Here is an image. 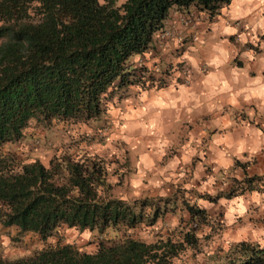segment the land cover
I'll use <instances>...</instances> for the list:
<instances>
[{"label": "trees", "instance_id": "16d2710c", "mask_svg": "<svg viewBox=\"0 0 264 264\" xmlns=\"http://www.w3.org/2000/svg\"><path fill=\"white\" fill-rule=\"evenodd\" d=\"M115 1L0 0V223L15 228V241L26 233L41 240L14 254L0 245V264H264L260 238L211 244L221 226L190 196L175 224L154 226L175 214L160 204L171 196L121 197L129 167L98 147L109 105L143 78L132 56L160 38L170 11L192 6L212 16L230 0ZM59 131L46 162L21 152L26 137ZM66 228L90 237L68 241Z\"/></svg>", "mask_w": 264, "mask_h": 264}, {"label": "crops", "instance_id": "0c3cea01", "mask_svg": "<svg viewBox=\"0 0 264 264\" xmlns=\"http://www.w3.org/2000/svg\"><path fill=\"white\" fill-rule=\"evenodd\" d=\"M166 26L180 38L134 54L144 79L107 110L125 161L133 150L137 172L180 183L209 216L224 211L226 226H262L240 238L264 240V0H230L212 16L172 9ZM252 175L251 188L231 192Z\"/></svg>", "mask_w": 264, "mask_h": 264}, {"label": "rangeland", "instance_id": "374dc122", "mask_svg": "<svg viewBox=\"0 0 264 264\" xmlns=\"http://www.w3.org/2000/svg\"><path fill=\"white\" fill-rule=\"evenodd\" d=\"M124 0H116V4L122 3ZM110 119V118H109ZM111 122V121H110ZM116 122L111 126H108L106 130V139L103 145L99 144V148L101 153L107 155L108 157H112L118 161L113 163L114 166L121 165L125 167L127 165L129 167L127 174L124 176L123 181L116 188L117 193L121 195V197L132 200L134 198H143V197H153L159 198V196H165L168 193V190L176 189V193L171 196L168 201H160V204L163 207L168 208L169 211H174L175 214L167 213V221L163 223L162 219H158L154 226H171L177 222L176 215L180 214L181 210L180 203L182 199L186 196L184 193L187 189L179 186L180 183H176L177 185L169 184V182H155L150 180V171L152 168L147 169L144 172H137L136 170V153L132 150L129 151L128 161H125V148H128L129 144L125 141L123 142L121 138L117 137V127L115 126ZM61 131L58 132H49L48 139L41 138L40 140H33L31 138L26 137L20 150L23 154L29 156H37L44 162L48 160L50 155L53 152V148L57 146L60 142ZM139 174L142 175L141 182H134V177ZM183 182V179L180 181ZM207 192V191H205ZM171 199V200H170ZM178 207V208H177ZM177 208V209H176ZM178 211V213L176 212ZM222 210H214L211 214L213 224L211 226H221L218 234L213 235L211 241L212 243L221 242L226 243L229 240L237 239L242 237V234H246V232H250L251 234H255L258 237V232L262 229V226H226V213H223ZM15 232V228L5 227L0 223V245L2 249L7 254H14L26 251L27 248H30L34 245H40L41 240L36 234L26 233L21 241L13 240L12 234ZM61 234L64 236V239L68 241L76 242L79 245H83L89 236V231L83 230L78 231L74 228H66L61 231ZM57 236L51 238L52 241L56 240ZM92 237V234H91ZM94 244H88V247H92Z\"/></svg>", "mask_w": 264, "mask_h": 264}, {"label": "built area", "instance_id": "2783aa9c", "mask_svg": "<svg viewBox=\"0 0 264 264\" xmlns=\"http://www.w3.org/2000/svg\"><path fill=\"white\" fill-rule=\"evenodd\" d=\"M160 37L161 38L176 37L177 39H179L180 38V32H178L172 28H166L164 31L161 32ZM138 66H139V68H138L139 72H141L142 74L146 72L144 69H142L141 65H138Z\"/></svg>", "mask_w": 264, "mask_h": 264}, {"label": "clouds", "instance_id": "9594fccd", "mask_svg": "<svg viewBox=\"0 0 264 264\" xmlns=\"http://www.w3.org/2000/svg\"><path fill=\"white\" fill-rule=\"evenodd\" d=\"M99 2H100V4H103V3H104V0H99ZM124 127H127V125H124ZM151 127H152V128H155V124H152ZM152 134H155V133H152ZM193 139H195V138H193ZM191 143H192V140L190 139V140H189V145H188V146H190ZM186 147H187V146H186ZM177 162H178V161H177ZM240 210L243 211L242 208H241Z\"/></svg>", "mask_w": 264, "mask_h": 264}]
</instances>
